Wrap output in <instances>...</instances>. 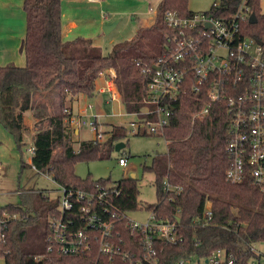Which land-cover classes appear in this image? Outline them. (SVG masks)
I'll use <instances>...</instances> for the list:
<instances>
[{"label":"trees","instance_id":"1","mask_svg":"<svg viewBox=\"0 0 264 264\" xmlns=\"http://www.w3.org/2000/svg\"><path fill=\"white\" fill-rule=\"evenodd\" d=\"M224 6H238L240 0H221ZM251 12L257 17L256 23L244 22L247 36L263 38L264 13L261 0H247ZM163 8L178 10L183 15H191L187 0H163ZM26 14V34L22 41L25 64L8 63L0 65V122L14 136L17 147L22 150L26 144L25 135L30 132L26 125V112L31 110L35 119L33 154L31 163L22 162L21 171L27 166L37 172L51 175L59 186L67 190L96 192L97 184L115 185L118 194H109L111 213L102 207L97 212L105 220L115 219L116 245L120 253L129 259L142 256L138 239L131 234L124 214L146 209L159 217L176 222L183 242L161 243L159 264H171L183 255L207 257L217 248L225 249L235 256L237 264H249L262 256L254 248L264 242V206L261 199L264 190L251 180L231 183L226 172L230 165L227 152L231 117L226 107L214 104L210 113L193 119L207 100L205 96L194 94L187 88L175 103L172 123L162 137L167 141V152L155 157L152 164L144 165V170L155 174L157 201L143 204L139 200V180L130 176L117 181L110 178H86L76 173L79 161L105 159L111 157L115 145L125 138L126 126L113 125L111 134L104 142L97 138L82 141L79 149L73 145L74 130L68 126L65 114L67 99L83 95L92 98L98 92L97 81L109 69L117 76L115 84L128 113L140 111L144 106V83L141 82L143 67L151 65L165 50L167 28L151 26L162 33L161 53L151 55L141 51L138 55L122 53L131 48L130 43L115 47L113 53L103 54L101 47L92 42L78 45L81 39L64 41L62 37V0H24ZM233 12L229 10V13ZM58 87V111L52 113L46 100L33 103L38 91H49ZM160 136V135H158ZM125 144H128L126 140ZM125 145V146H126ZM171 187H181L180 192H169L164 182ZM43 202L40 209L28 207L27 196L23 204L0 206V257L10 260L9 264H114L98 253V242L93 241L92 250L81 255H64L53 248L48 250L50 217L60 214V196L50 200L41 193ZM211 208L212 219L205 216L206 208ZM33 210L36 212L32 214ZM15 213L18 218L7 219V228L2 229L3 212ZM43 213H46L43 216ZM74 220V229L79 227L82 212L79 205L67 211ZM44 218L45 225L39 243L26 245L25 238L29 226L37 219ZM48 218V219H47ZM72 228V230H73ZM74 231V230H73ZM264 253V251H262ZM124 264H128L124 263Z\"/></svg>","mask_w":264,"mask_h":264},{"label":"built area","instance_id":"2","mask_svg":"<svg viewBox=\"0 0 264 264\" xmlns=\"http://www.w3.org/2000/svg\"><path fill=\"white\" fill-rule=\"evenodd\" d=\"M152 10V9H151ZM229 10L233 11L229 13ZM251 8L247 0L240 4L224 6L214 2L208 11L183 15L178 10L162 8L158 11V24L168 29L164 53L151 65L143 67L141 82L144 83V106L140 111L128 113L131 118L128 127L135 134L163 136L175 114V103L187 88L196 95L207 97L203 106L195 112L193 119L207 116L214 104L226 107L231 117L227 152L230 165L226 172L231 183L251 180L264 190V36H247L244 22L249 21ZM250 22V21H249ZM106 85L102 90L119 95L115 84L117 76L109 69L103 74ZM88 111H91L90 114ZM63 113H72L65 108ZM83 116H91L92 129L98 134L97 115L88 104L79 114L77 123ZM72 123L73 114L66 118ZM101 138V134L97 137ZM98 139V138H97ZM99 140V139H98ZM167 142V141H166ZM33 153L34 148L28 149ZM118 162L127 166L128 156H120ZM35 168V167H34ZM36 169V168H35ZM37 170V169H36ZM169 192H180L181 187H171L164 182ZM96 192L67 190L60 186V214L50 217L48 250L57 249L64 255H81L92 250L93 241L98 242V253L114 264H159L161 243L178 244L183 242L176 222L163 219L154 211L145 222L133 221L126 213L122 216L132 235L140 242L142 256L130 258L120 253L116 245L115 219L119 214L112 213L108 221L98 214V208L111 213L113 205L108 195L118 194L115 185H96ZM79 205L81 222L74 229V220L67 211ZM9 216V217H8ZM205 216L212 219V209L206 208ZM12 218L6 211L2 214L1 227L7 228V219ZM73 228V230H72ZM5 239L4 232L0 236ZM254 250L261 256L263 252ZM171 264H237L236 258L225 249L217 248L207 257L183 255ZM249 264H264L259 259H251Z\"/></svg>","mask_w":264,"mask_h":264},{"label":"rangeland","instance_id":"3","mask_svg":"<svg viewBox=\"0 0 264 264\" xmlns=\"http://www.w3.org/2000/svg\"><path fill=\"white\" fill-rule=\"evenodd\" d=\"M14 1V0H13ZM158 0H154V5ZM188 7L193 12L208 11L214 2L220 0H187ZM13 5H19L15 1ZM262 12L264 13V0H261ZM7 9V8H6ZM16 13L19 9L14 10ZM8 13V14H7ZM14 13L4 11L1 17L9 25L10 17ZM122 20L110 32H105L102 27L101 39L98 47H101L103 54L113 53L115 47L124 46L135 39V44L129 49H125L122 53L129 55H138L141 51H145L151 55H159L161 53V38L162 33L155 27L134 28L138 23L136 19L129 14L122 15ZM114 16H111L107 22H115ZM118 20V19H117ZM106 22V23H107ZM81 39L78 45H87L93 43L92 38H78ZM22 60H25L24 53L17 52ZM23 60V61H24ZM104 77V75H102ZM103 79V78H102ZM100 83V82H99ZM102 83V82H101ZM106 84V82H105ZM109 92H97L92 98L76 97L73 101L68 98V106L73 104L74 122L68 123L73 130V145L75 149H79L82 141L95 139L97 135L99 141L104 142L111 134L113 125L126 126L124 142L128 140V144L120 151H111V157L105 159H94L90 161H79L76 164V173L86 178L90 175L93 179L110 178L112 181H117L122 178L134 176L139 180L140 195L139 200L143 204H152L157 201L155 174L149 170H144V165L152 164L155 157L163 155L167 152V142L162 136L154 134H135L128 127V121L131 115L127 114L126 108L120 99H110ZM102 101L101 113L97 116L96 123L98 127V134L92 129L90 122L95 121L94 117L83 116L82 120L87 123H77L78 116L81 110L88 104H92L94 114L97 112V101ZM41 100H46L50 104L51 112L54 114L58 111V87L55 86L49 91H38L33 96V103ZM91 111H88L90 114ZM26 124L30 128V132L25 135L26 144L20 150L17 145L14 150V156L11 152L4 151L0 146V206L5 207L9 204H23L24 197L27 196V206L35 209H40L43 202L41 193L47 195L50 200H56L61 195L60 186L47 173L37 172L34 167L27 166L21 171L22 162L31 163L32 152L28 149L33 146V132L34 131V116L31 110L26 112ZM76 130H79L77 133ZM4 154V155H3ZM128 156L127 166H122L118 162L120 156ZM261 204L264 206V197L261 199ZM12 218H18L19 215L7 212ZM32 214L36 215L33 210ZM46 213H43V216ZM128 218L133 221L145 222L150 216V212L146 209L132 211L127 214ZM9 217V216H8ZM48 219V218H47ZM44 220V218H43ZM41 218L29 226L28 234L25 238V244L33 245L39 243L41 234L43 232L44 221ZM260 251H264V242L258 244ZM264 255V253L262 254ZM264 262V256H262ZM10 260L0 257V264H9Z\"/></svg>","mask_w":264,"mask_h":264},{"label":"crops","instance_id":"4","mask_svg":"<svg viewBox=\"0 0 264 264\" xmlns=\"http://www.w3.org/2000/svg\"><path fill=\"white\" fill-rule=\"evenodd\" d=\"M14 1L19 5H13ZM14 1L0 0V65H6L8 63L24 65L26 61V59H23V61L21 56L17 54V52L23 53L21 46L26 34V14L23 10L24 0ZM153 1L154 0H62V37L64 41H72L77 38H92L93 44L98 46L101 44L99 41L101 39L102 27L106 24H111V22H107V20H109L111 16H114V19L118 22L117 24H119L122 20L121 16L125 14H129L132 18L136 19L138 24L134 26L135 30L136 28L151 26L160 27V24H158V11L163 8V0H158L155 5ZM16 9H19L18 13L14 11ZM10 10L14 15L10 17L11 22L8 25L1 15L4 11L8 12ZM105 82V77L101 76L97 81L98 91L109 92L111 100L120 99L122 101L120 94L114 97L110 91L102 90L106 85ZM77 97L88 98L83 95ZM102 101L101 99L96 103L98 113L95 114L97 116L102 115ZM67 107H71L74 116L73 104L68 106L67 103ZM32 132L34 134V131ZM76 132L78 133L79 130H76ZM0 146L4 151L8 153L11 152V156H14V150L16 148L14 136L1 124V122Z\"/></svg>","mask_w":264,"mask_h":264},{"label":"water","instance_id":"5","mask_svg":"<svg viewBox=\"0 0 264 264\" xmlns=\"http://www.w3.org/2000/svg\"><path fill=\"white\" fill-rule=\"evenodd\" d=\"M250 23H256L257 22V17L254 13L251 14L250 18H249ZM117 21L111 23V24H106L103 26L105 32H110L116 25H117ZM125 142L121 141L118 142L115 145V150L120 151L122 148L125 147ZM145 264H150L149 262L145 261Z\"/></svg>","mask_w":264,"mask_h":264}]
</instances>
